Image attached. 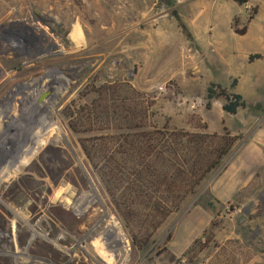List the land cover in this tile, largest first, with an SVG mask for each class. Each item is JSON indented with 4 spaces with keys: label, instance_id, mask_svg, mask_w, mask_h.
Here are the masks:
<instances>
[{
    "label": "rangeland",
    "instance_id": "374dc122",
    "mask_svg": "<svg viewBox=\"0 0 264 264\" xmlns=\"http://www.w3.org/2000/svg\"><path fill=\"white\" fill-rule=\"evenodd\" d=\"M235 81L230 115L207 90ZM107 86L158 129L237 138L146 251L70 130ZM0 264H264V0H0Z\"/></svg>",
    "mask_w": 264,
    "mask_h": 264
},
{
    "label": "trees",
    "instance_id": "16d2710c",
    "mask_svg": "<svg viewBox=\"0 0 264 264\" xmlns=\"http://www.w3.org/2000/svg\"><path fill=\"white\" fill-rule=\"evenodd\" d=\"M236 86V81L230 89L211 85L208 100L222 99L223 111L236 115L247 105L242 95L232 92ZM127 88L101 89L91 106L73 113L70 130L91 134L79 140L82 152L100 172L104 189L122 200L118 210L133 245L146 251L155 242L152 235L221 166L237 138L227 131L191 134L158 129L150 122L146 102L131 86ZM137 223L142 226L139 231L149 229L151 234L140 238L131 233Z\"/></svg>",
    "mask_w": 264,
    "mask_h": 264
},
{
    "label": "crops",
    "instance_id": "0c3cea01",
    "mask_svg": "<svg viewBox=\"0 0 264 264\" xmlns=\"http://www.w3.org/2000/svg\"><path fill=\"white\" fill-rule=\"evenodd\" d=\"M60 196H61V193H59L57 195L58 198ZM107 230H108V233H111L112 234L113 238H115L118 242H121V243H119L117 245L118 248H120L119 251H118V254L116 255V257L114 256V258L112 260H110V262L111 261L112 262L120 261V260L126 258L127 251H128L127 242H123V240L120 241V237H119L120 235L118 234L119 231L117 230V227L113 223H111L110 225H108Z\"/></svg>",
    "mask_w": 264,
    "mask_h": 264
},
{
    "label": "built area",
    "instance_id": "2783aa9c",
    "mask_svg": "<svg viewBox=\"0 0 264 264\" xmlns=\"http://www.w3.org/2000/svg\"><path fill=\"white\" fill-rule=\"evenodd\" d=\"M176 5H183L191 0H172Z\"/></svg>",
    "mask_w": 264,
    "mask_h": 264
}]
</instances>
